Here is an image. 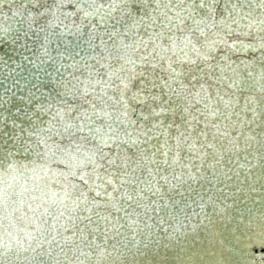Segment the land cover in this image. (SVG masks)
I'll list each match as a JSON object with an SVG mask.
<instances>
[{
  "label": "snow or ice",
  "instance_id": "snow-or-ice-1",
  "mask_svg": "<svg viewBox=\"0 0 264 264\" xmlns=\"http://www.w3.org/2000/svg\"><path fill=\"white\" fill-rule=\"evenodd\" d=\"M0 264H264V0H0Z\"/></svg>",
  "mask_w": 264,
  "mask_h": 264
}]
</instances>
